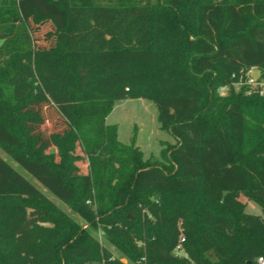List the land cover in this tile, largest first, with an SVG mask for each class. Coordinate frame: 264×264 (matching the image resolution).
<instances>
[{
	"label": "trees",
	"instance_id": "trees-1",
	"mask_svg": "<svg viewBox=\"0 0 264 264\" xmlns=\"http://www.w3.org/2000/svg\"><path fill=\"white\" fill-rule=\"evenodd\" d=\"M1 3L11 10L0 16V78L7 71L22 130L0 96V148L32 179L0 157V264H125L44 190L80 202L92 223L85 202L97 204L140 264L264 257V94L217 93L243 71H264L263 1L47 0V13ZM130 99L153 102L176 139L162 152L168 166L145 161L107 124ZM242 196L262 214L248 213Z\"/></svg>",
	"mask_w": 264,
	"mask_h": 264
},
{
	"label": "rangeland",
	"instance_id": "rangeland-1",
	"mask_svg": "<svg viewBox=\"0 0 264 264\" xmlns=\"http://www.w3.org/2000/svg\"><path fill=\"white\" fill-rule=\"evenodd\" d=\"M24 4H27L31 7H38L42 12L47 13L50 9L47 7V0H22ZM156 2L157 0H153ZM210 2V0H197ZM241 1H254V0H241ZM263 1L264 0H259ZM168 8V7H166ZM11 8H9L6 4H0V16L7 17ZM179 10H186L185 8ZM180 11V12H181ZM168 12V11H165ZM48 30V27H44L42 32L40 33V37L42 38V42L45 39V33ZM4 42H0V46H3ZM9 56L4 57V62H8ZM6 67V65H4ZM4 67H1L3 69ZM7 68V67H6ZM7 73V71H5ZM2 75L0 78V96L3 98V103L5 104L8 111V120L11 122L13 129L16 133H21V118L17 113V101H15L11 95V80L7 78V74ZM262 74V79L259 81L257 86L249 87L247 85L244 86H232L229 88L222 87L217 90L220 98H225L231 96L233 94L244 93L245 95H250L253 91L264 93V71H260ZM108 125H116L118 127V136L119 141L125 145L132 144L134 141L136 146L141 149L144 153L145 161H157L160 162L164 166H168L169 162L167 161V155H162L163 151H167L170 147L175 146L177 141L172 136V134L167 131L161 129V124L158 120V109L156 105L145 99H130L119 101L114 108L113 113L107 119ZM0 157L6 161H8L17 171L23 174L26 178L32 179L30 175L21 168L12 157L5 154L0 148ZM81 167L84 172L87 171V166L85 164H81ZM44 193L47 199L64 215L74 221L77 225L80 226V229L89 233L90 236L97 239L100 244L106 247L115 258H121L122 262L125 264H140L141 260L131 261L127 256L122 253V250L118 247L119 240L115 235L116 232L113 231L112 225H107L102 222L101 219L96 217L97 215V204L91 203V201H86L85 205L90 208V212L95 214V221L92 223L85 217L78 209V205L80 202L76 204H67L57 199L46 190ZM180 199V197H178ZM183 198V197H182ZM181 198V199H182ZM150 202L154 200H158L157 197L151 196ZM240 200L247 204L246 211L250 214L261 215L262 209L261 206L253 201H249L247 198L242 196ZM141 207L142 214L149 215V218L153 220V217L150 215V209L148 206ZM121 224V223H120ZM119 226L121 227V225ZM123 241V240H122ZM135 244L137 246H142L143 241L135 240ZM89 264H98V263H89Z\"/></svg>",
	"mask_w": 264,
	"mask_h": 264
},
{
	"label": "built area",
	"instance_id": "built-area-1",
	"mask_svg": "<svg viewBox=\"0 0 264 264\" xmlns=\"http://www.w3.org/2000/svg\"><path fill=\"white\" fill-rule=\"evenodd\" d=\"M261 70L253 68L248 71H243L240 75V78L238 82L234 83L233 86H244L247 85L249 87H255L259 83V81L262 79V74L260 73ZM258 74V77L255 76V74ZM229 88V87H226ZM264 94V93H262ZM185 241V239L181 238V244L176 248V255L178 256H185L186 253L183 249L182 243ZM257 264H264V257H260L257 260Z\"/></svg>",
	"mask_w": 264,
	"mask_h": 264
},
{
	"label": "water",
	"instance_id": "water-1",
	"mask_svg": "<svg viewBox=\"0 0 264 264\" xmlns=\"http://www.w3.org/2000/svg\"><path fill=\"white\" fill-rule=\"evenodd\" d=\"M255 76L258 77V74L256 73ZM263 223H264V218H263Z\"/></svg>",
	"mask_w": 264,
	"mask_h": 264
}]
</instances>
